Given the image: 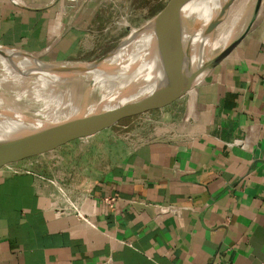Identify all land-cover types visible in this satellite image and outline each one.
Wrapping results in <instances>:
<instances>
[{
	"label": "crops",
	"instance_id": "crops-1",
	"mask_svg": "<svg viewBox=\"0 0 264 264\" xmlns=\"http://www.w3.org/2000/svg\"><path fill=\"white\" fill-rule=\"evenodd\" d=\"M98 8L0 0V47L74 60ZM189 97L152 134L110 126L0 168V264H264V2Z\"/></svg>",
	"mask_w": 264,
	"mask_h": 264
},
{
	"label": "bare ground",
	"instance_id": "bare-ground-1",
	"mask_svg": "<svg viewBox=\"0 0 264 264\" xmlns=\"http://www.w3.org/2000/svg\"><path fill=\"white\" fill-rule=\"evenodd\" d=\"M228 1L227 15L231 21L216 36V26L224 21L221 22V17L216 22L215 17ZM254 1L192 0L187 4L181 40L173 39L170 44L176 50L180 45L181 49L189 50L178 71L203 64L227 46L249 23V9ZM157 20L155 17L133 28L130 36L120 41L116 50L119 52L103 57L101 64L42 62L17 50L0 49V138L60 124L85 109L99 104L110 107L144 91L134 92V87L152 63ZM207 69L205 66L191 85L201 82Z\"/></svg>",
	"mask_w": 264,
	"mask_h": 264
},
{
	"label": "water",
	"instance_id": "water-1",
	"mask_svg": "<svg viewBox=\"0 0 264 264\" xmlns=\"http://www.w3.org/2000/svg\"><path fill=\"white\" fill-rule=\"evenodd\" d=\"M191 1L192 0H169L164 9L155 16L158 17V20L155 26L154 40L151 47L150 57L152 63L149 68L145 69L134 87V92L144 91L138 93L135 97H130L110 107L99 104V106L91 110L85 109V111L81 112L79 115L65 120L60 124L49 125L36 131H23L11 137L0 138V168L31 156L49 152L64 143L81 137H87L95 132L106 129L123 116L140 108H145L150 103H167L184 95L191 88V81L193 78H195L205 66L208 67L207 74L210 69L219 63L239 42L251 25L261 5V0H255L249 23L216 56L203 64L188 67L180 72L178 68L182 60L189 53V50L188 48L184 50L181 49V45L176 50L171 48L170 44L173 39H177L178 41L181 40L180 32L184 23L185 7ZM228 4L229 1L218 11L215 17L216 22L222 17ZM0 49L4 50L11 48L0 47ZM12 50L20 51L18 49ZM20 52L37 59L35 56L29 55L23 51ZM130 90L132 89H128L127 91ZM96 98L97 96L93 99ZM91 103L92 102H89L88 104Z\"/></svg>",
	"mask_w": 264,
	"mask_h": 264
},
{
	"label": "rangeland",
	"instance_id": "rangeland-1",
	"mask_svg": "<svg viewBox=\"0 0 264 264\" xmlns=\"http://www.w3.org/2000/svg\"><path fill=\"white\" fill-rule=\"evenodd\" d=\"M71 2L74 6H76L81 2V0H71ZM94 2L97 7H99L91 29V34L96 38L95 43L93 44L95 47L85 54L77 56L74 60L52 63L81 65L96 61L101 64V59L103 57L109 55L111 52H119L116 50H118L119 43L122 38L130 36L133 28L136 29L155 18V16L164 9L169 0H94ZM254 2L252 4L253 6L251 5V9H249L251 10V13L254 9ZM228 8L222 15L221 22L224 21L223 25L218 24L215 28L216 36L219 35L225 29V25L231 21L230 15H227ZM37 59L42 62H49L40 57ZM74 73H76V71H74ZM199 83L200 82H197L191 85V88L188 91L190 94V101L194 92V87ZM175 100H177V98L167 103H150L145 108H140L123 116L116 123H114L110 129L115 131L116 134L121 137H129L130 139H133L136 134L139 133L136 129L141 128V126L144 127V132L146 134H152L155 127L160 128V125L157 126L155 121H165L167 123L166 127H168V123L171 124L174 122L173 120L176 117L167 113V106L171 105L175 102ZM181 113L182 111L179 116H181ZM142 118L144 119L143 123L141 122ZM72 142L73 141L69 143ZM56 150L57 148H54L51 151Z\"/></svg>",
	"mask_w": 264,
	"mask_h": 264
},
{
	"label": "built area",
	"instance_id": "built-area-1",
	"mask_svg": "<svg viewBox=\"0 0 264 264\" xmlns=\"http://www.w3.org/2000/svg\"><path fill=\"white\" fill-rule=\"evenodd\" d=\"M5 168L9 169L11 172L13 173H17L19 172L17 168L13 167V164L5 166ZM114 198L109 197V198H105L104 201L107 204H111L114 202ZM70 209L73 211V213H75L77 215V217H79L81 220L83 221H87V219L79 212L78 206L76 205V203L74 202H70Z\"/></svg>",
	"mask_w": 264,
	"mask_h": 264
}]
</instances>
